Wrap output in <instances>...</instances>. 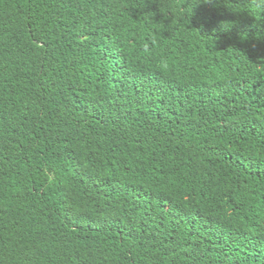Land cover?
<instances>
[{"label":"trees","instance_id":"1","mask_svg":"<svg viewBox=\"0 0 264 264\" xmlns=\"http://www.w3.org/2000/svg\"><path fill=\"white\" fill-rule=\"evenodd\" d=\"M0 264H264V0H0Z\"/></svg>","mask_w":264,"mask_h":264}]
</instances>
